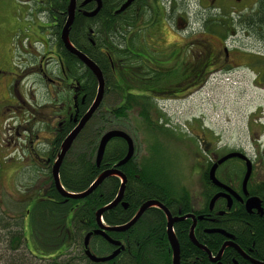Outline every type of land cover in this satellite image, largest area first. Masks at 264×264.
Returning <instances> with one entry per match:
<instances>
[{
    "label": "rangeland",
    "instance_id": "1",
    "mask_svg": "<svg viewBox=\"0 0 264 264\" xmlns=\"http://www.w3.org/2000/svg\"><path fill=\"white\" fill-rule=\"evenodd\" d=\"M170 3L175 7L174 14L169 10L165 16L158 15L153 21L144 22L138 34L142 35L141 43H146V35L157 50L168 53L173 49L174 52L163 59L149 47L133 44L131 56L142 61L149 81L138 78L133 69L126 68L124 74L129 77V86L119 87L131 94L154 89L160 92L154 98L165 119L157 123L175 132L155 134L147 123L132 118L137 129L128 130L126 134L131 137L139 159L145 156L148 162L153 155L160 156L162 162L158 165L166 171V181L174 183L175 196L182 194L185 187L190 207L194 208L202 199L199 192L203 184L202 171L206 169L209 156L207 143L212 146L209 152L214 150L217 154L234 149L253 152L254 139L259 136L262 145L257 149L260 153L264 151V40L240 27L252 15L255 0H243L241 4L222 0L210 7L204 0H171ZM166 5L169 7L168 3ZM241 11L242 16L237 19ZM215 19L223 21L224 27L216 26L212 21ZM206 20L207 28L202 27V21ZM186 21L191 30L183 34L188 28ZM47 26L29 1L0 0V102H3L0 105V209L12 219L21 220L25 209H32L48 181L47 153L61 115V98L64 91L68 92V87L50 85L38 75L39 55L45 60L56 57L54 46L43 51ZM220 40L228 50L230 66L224 68L222 60L212 59L202 79L187 76L184 61L192 59L203 64L207 62L204 55L208 53L214 57L218 52L220 56ZM161 66L164 72L158 69ZM32 67H35V74L8 87V73ZM44 68L49 78L59 76L54 62ZM17 93L20 104L16 101ZM108 95L104 96L102 106L119 102L118 97ZM170 170L171 178H168ZM24 220L29 250L34 255L47 256L30 237L26 215ZM25 245L22 244L15 254L23 260L22 264L50 263L25 257ZM8 257L2 249L0 264H10ZM63 259L65 257L59 258Z\"/></svg>",
    "mask_w": 264,
    "mask_h": 264
},
{
    "label": "trees",
    "instance_id": "2",
    "mask_svg": "<svg viewBox=\"0 0 264 264\" xmlns=\"http://www.w3.org/2000/svg\"><path fill=\"white\" fill-rule=\"evenodd\" d=\"M123 1L103 0V9L106 11L113 6L118 7ZM143 1L135 0V6L139 7V11L133 6L124 14L100 15L104 21L110 48H115L114 56L117 62L114 63H117L118 69L121 71L118 75L121 76L122 80H125L124 70L127 68L133 69L138 78L149 81L147 69L143 67L140 59L131 56V50H128L129 47L126 46L125 40L127 34L132 32L131 45L141 43L138 33H140V25L144 23L142 20V14H144ZM166 3L164 1L163 6L168 8ZM54 4L60 8L63 6L62 0H53ZM83 22L82 17L76 16L73 25L75 34L72 31L71 42L98 66L109 87L108 96L118 97L119 102L115 105H101L98 108L78 134L63 159L59 169V181L63 189L71 194H78L87 190L101 173L111 169L125 157L127 153L126 142L123 139L114 138L107 144L102 160L97 164V149L105 132L119 130L128 133V130H136L137 128L132 124V118H138L147 123L152 127L155 134L170 135L175 132L174 129H168L165 125L157 123L159 119H165V115L158 109L154 98L156 94L160 93L159 91L154 89L147 92L138 91L135 94L128 92L122 96L121 92H118L121 91L119 83L115 82L116 80L112 77L113 69L109 64L108 56L101 51H90L77 43L75 40L77 38L76 32ZM218 24L221 25V23ZM240 27L259 40H264V0L257 2L252 15ZM225 29L228 30L229 28ZM112 49L110 51H113ZM63 52L65 55L66 51L63 50ZM66 55L68 56L67 65L71 70V75L78 80L80 88H82L83 97L79 99L80 112L78 116L80 118L87 112L95 99L97 83L92 73L80 61L69 54ZM72 129L73 125L66 120L61 130L57 132L48 152L50 157L48 166L56 159L62 141ZM144 157L139 159L134 152L132 159L118 168V171L126 179L124 194L121 203L103 213L102 220L105 225L119 227L127 224L139 208L151 200L161 203L171 215H176L173 208L174 183H171L170 180L166 181L167 173L158 165L159 162H162L160 156L156 158L157 156L153 155L148 162ZM168 178H171V170ZM203 182H205L204 175ZM120 186L119 178L109 177L85 199L75 200L60 196L49 175L44 187L46 189L44 196L37 200L28 213L31 237L40 251L46 253L47 256L44 254H40L43 256L33 255L25 245V257L36 261H49V264H172L166 238V218L163 211L157 208H150L145 211L129 230L121 233H107L111 240L121 242L123 246L119 255L113 260L106 263H93L85 256L83 242L86 233L96 226L95 214L116 198ZM182 195L188 196L183 189ZM184 209L187 210V207ZM23 226L24 221L22 219L7 217L0 209V251L3 249L6 254H9L7 260L10 259V264H22L23 260L16 257L15 254L19 253L22 244L25 243ZM187 228V223L184 222L175 226L181 251V263H184L190 256L202 259L205 256L189 242ZM259 229L262 233L260 235L264 237V227L259 226ZM258 236L259 234L255 237ZM209 238L213 240L214 244L201 242L199 238L198 240L215 253L221 245L222 238L218 235ZM115 249V246L101 236L92 235L88 240V250L95 257H107ZM64 257L65 259L59 260V258ZM201 264L210 263L204 258Z\"/></svg>",
    "mask_w": 264,
    "mask_h": 264
},
{
    "label": "flooded vegetation",
    "instance_id": "3",
    "mask_svg": "<svg viewBox=\"0 0 264 264\" xmlns=\"http://www.w3.org/2000/svg\"><path fill=\"white\" fill-rule=\"evenodd\" d=\"M27 1H29L32 4L34 11H36L39 17L48 23V26L46 27L48 29L47 36L44 39L45 43L42 44L43 51L48 50L51 46L55 47L56 57L54 60H51L49 58L47 59L48 60L47 62V60L44 59V56H42L41 54L39 55L40 62L37 67L38 75L40 76L41 79L47 81L50 85H56L59 87L61 85L62 87H68V92L67 90L66 91H64V89L62 90L65 92V94H63V97L61 98V103L59 104L61 115L59 117V121L57 122L55 136H54V139H55L57 132L61 130V127L66 120H68L73 125V129H74V127L76 126V122H78V120L82 117L81 116L79 118L78 116L80 112L79 99L83 97L82 88H80V84L78 80L75 79L71 75V70L67 65L68 56L66 54H69L73 56L74 58L76 57L65 49L63 42L61 41V32L68 20V9L70 6V0H62L63 6L61 8L56 6L55 4L53 5V0H27ZM126 1L127 0H124L121 4H119L118 7L113 6V8L111 7L105 11L103 9L104 7L103 0H75L74 1L75 6H74L73 22L69 28L68 38H69V43L76 50H78L74 46V44L71 42L70 36L72 34V31L74 32L73 25H74L76 16L79 15L80 17L84 19V22L82 23V26L79 27V30H77L76 32L77 38L75 40L77 41V43L80 46L89 49L90 51H96V52L101 51L102 53L107 55L110 61L109 64L111 68L113 69L112 77L116 80L115 82L119 83L118 85H120L121 87H122V84H124L128 88L129 77L126 76V79L122 80L121 76L118 75V73H120L121 71L118 69L117 63L116 64L114 63V62H117L114 56L115 48L114 47L113 49L110 48V41H108L106 37L104 21L101 19V16H100V15L105 16V15H110V14L118 15V14L126 13L129 10V8L135 6V0H132L130 5L124 11L120 12L119 11L120 8L126 3ZM164 1L168 3L169 5L168 8H165L163 6ZM170 1L171 0H144L143 1V5H144L143 13L144 14H142V20L144 22L153 21L154 18L157 17L158 15L165 16L164 13L165 12L168 13L169 10L171 14H174L175 7L171 5ZM173 1H178V0H172V2ZM207 1L210 7L214 3L222 1V0H204V2L206 3ZM234 1L238 4L239 3L241 4L243 0H234ZM258 1L259 0H255V4H254L255 6L257 5ZM97 8L99 9L95 13ZM135 8L136 10L139 11L138 6H135ZM204 12L207 17V5L204 6ZM208 12H210V10H208ZM184 13L187 16L189 15V13L186 11H184ZM242 13L243 11H241L240 14H237L236 18L237 19L240 18L242 16ZM144 17H149V19L145 20ZM212 21L217 22L216 26H219L218 23H221L220 26L223 25V21H220L219 19L218 20L215 19ZM185 25L188 26V28L185 26L187 29L183 31V34H186L187 30H191L190 28L191 25H188L187 21ZM207 26H208L207 20L205 22L202 21V27L207 28ZM225 28H229V27L225 26ZM35 29L36 27H34V33H35ZM132 36L133 34L132 32H130L127 34L126 39H125L126 46L129 47L128 50H130L132 46L131 45ZM140 37H141L140 38V41H141L142 35ZM145 37H146V43L144 41L142 43L139 42V45L141 44L142 46L144 45L143 47L145 46L149 47L153 52L157 53L159 56L161 57L163 56V59L165 58L164 56H168V54H170L171 52H174L173 49H170L168 53L164 52L163 49L157 50L154 45H151L149 43L150 41H148L146 35ZM220 44L223 46V47L221 46L220 56H218V52L213 55L214 57H212V55L208 53L209 56L208 54L204 55L205 56L204 58L205 60H207V62L203 64L201 63L198 64V62H195V60H192V59L184 61V66L186 69L185 74H187V76L189 77L192 76L197 79L198 78L202 79V77L207 75L206 69L207 67H209L210 60L212 59L214 61L222 60L224 68L230 66L228 50L226 47H224L223 42L221 40H220ZM17 46L18 47L16 48L19 49V45ZM111 49L113 51H110ZM63 50L66 51L65 55H64ZM52 62H54V64H56V66L58 67L59 76L58 77L54 76L56 77V79H52L51 77L49 78L45 73L44 65L47 66V64H51ZM158 69L164 72L163 66H161V69L160 68ZM35 73H36L35 67L23 69L22 71H19V73H8V75H10V78H9L10 82H9L8 87L13 83H19L20 79H22L23 77L29 74H35ZM103 80H104V77H103ZM96 83H97V80H96ZM69 88H70V91H69ZM109 91H110L109 87L106 84V81L104 80L103 98L104 96L106 97L108 95ZM118 92H122V96L126 94L125 91H123L122 89L121 91H118ZM96 93H97V90H96ZM19 95L20 94L17 93V96H15L18 104H20L18 101ZM2 103L3 102H0V105ZM260 140L261 139L259 138V136H256V138L254 139V141H256V145L254 147L253 152H248V151H245L244 149H234V150L226 151L223 154H217L214 152V150L209 152V147H212V146L211 144L207 143V151L209 153L210 158L209 156L207 157L208 159H207L206 169L202 171V179H203V175L205 176V182H203L202 190L201 192H199L202 199L200 200L199 204L194 205V208H191L189 195L184 196L181 194L179 196H174L173 197V208L176 211V215L175 216L171 215V216L173 218L185 217V219L173 224V232H174L176 240H177V237H176V232H175V226L182 222L187 223V227H188L187 228V238L189 242L194 247H196L189 238L190 231L193 227L194 239L199 245L205 247L210 252L211 257H209L207 253L199 249L203 253V255H205L203 259L190 256L184 261V263H181V251H180V245L178 243L180 264H201L203 263L204 258L210 264H264V248H262L264 247V237L260 235L262 233L259 229V226L264 227V156H263L264 151L260 153V151L257 149V148H260V146L262 145ZM233 153L241 154L245 159L235 156V157L227 158L223 160L221 163H219L222 159H224L225 157ZM47 155L49 157L48 153ZM48 163H50V157L48 160H46V167L49 169L48 172L50 175L51 165L48 166L47 165ZM215 165H216V168L214 172V177L217 180L218 184L214 183L212 179L210 178V171L212 167ZM171 183L173 182L171 181ZM45 190H46L45 188L42 190V194L40 192L41 195H39L38 196L39 198H37L36 200H39L40 198L44 196ZM183 191L187 192L185 187H183ZM184 207H187V210H185ZM27 209L28 208L25 209V214L23 215L22 219L23 221H25L24 220L25 215L27 216L30 237H31V227H30V222L28 218V213L31 209L30 210H27ZM102 224L105 227H109L104 224L103 220H102ZM96 229H97V224L94 229L86 233V236L89 233L94 232ZM258 234L259 236L256 238L255 236H257ZM217 235L222 238V241H221V245L219 249L215 253H213L209 250V248L206 245H204V243H201V242L214 244L213 240L209 237L217 236ZM97 236H100V235H97ZM166 238H167V235H166ZM198 238L199 240L201 239L200 240L201 242L198 240ZM253 238L255 239L250 240ZM84 242H85V238H84ZM114 242H118V241H114ZM27 243L28 242L25 239L26 248L32 254V252L29 250V245ZM118 243H119V246L113 245L111 243L110 244L115 246L116 247L115 251L119 250V253H120V251L123 249V246L121 242H118ZM167 244H168V247H169L168 249L170 251L171 259H172V250L169 245L168 239H167ZM230 244L232 246H230ZM224 245H226V247L222 251V253H220ZM83 248H84V243H83ZM83 250L85 253V249ZM119 253L117 254V256L119 255ZM217 257L218 259L216 261L214 262L211 261V259H216Z\"/></svg>",
    "mask_w": 264,
    "mask_h": 264
},
{
    "label": "water",
    "instance_id": "4",
    "mask_svg": "<svg viewBox=\"0 0 264 264\" xmlns=\"http://www.w3.org/2000/svg\"><path fill=\"white\" fill-rule=\"evenodd\" d=\"M74 1L75 0H70V6L68 9V20H67V22H66V24H65V26L61 32V41L63 42L65 49L69 53L74 55L85 66V68H87L92 73V75L97 80L98 86H97V93H96V96H95V99H94L92 105L89 107L87 112L78 120V122H76V126L74 127V129L62 141V143L60 145L59 153L57 154L56 159L51 164L50 176L52 179L53 186L60 196H62L64 198H71V199L79 200V199H84L85 197L90 195L106 178L117 177L120 179L121 186H120V189H119V192H118L116 198L110 204L104 206L103 208H101L100 210H98L96 212L95 220H96V224H97V229L94 232L89 233L85 237V242H84L85 255L91 262H93V263H106V262L113 260L117 256V254L119 253V250H117V251L113 252L110 256L104 257V258H98V257L91 255V253L88 251L87 248H88V240L92 235H100L103 238H105L109 243L116 245V246H119V243L112 241L106 235V233L107 232H118V233L125 232L139 220V218L144 214L145 211H147L150 208H157V209H160L161 211H163V213L166 217V235H167V239H168L169 245H170L171 250H172V264H180L179 246H178V243L176 241V238H175V235L173 232V224L185 219V217L173 218L171 216L170 212L168 211V209L164 205H162L161 203L154 201V200L145 202L139 208V210L136 212L134 217L125 225H122L119 227H105L102 224L101 218H102L103 213L106 212L107 210L117 206L122 200L124 185H125L126 179L118 171V168L125 165L126 163H128L134 155L133 141L128 134H126L123 131H119V130H109L102 135V137L99 141L98 149H97V164H99L101 162L107 144L114 138H120L126 142L127 153H126L125 157L119 163H117L114 167H112L111 169H108L107 171L101 173L95 179V181L87 188V190H85L82 193L71 194V193L66 192L60 184L59 169H60V166L63 162V159L65 158L67 152L71 148V146H72L73 142L75 141L76 137L78 136V134L82 131V129L85 127V125L89 122V120L91 119L93 114L98 110V108L102 102V99H103V91H104L103 75H102L100 69L98 68V66L94 62H92L89 58H87L83 53L76 50L69 43L68 34H69V28L73 22V14H74V6H75ZM131 1L132 0H127L126 3L120 8L119 11L120 12L124 11L130 5ZM98 9L99 8H97L95 13L98 11ZM235 156H238V157L245 159L241 154L233 153V154L225 157L224 159H222L219 163H221L223 160H225L227 158L235 157ZM215 168H216V165L213 166L211 171H210V178L212 179V181L214 183L218 184L217 180L214 177ZM189 238H190L191 242L198 249L204 251L205 253L208 254L209 257H211L210 252L205 247L199 245L196 242V240L194 239L193 227L190 231ZM230 246H232V245L230 244ZM225 247H226V245H224L222 247L220 253H222V251L225 249ZM218 257L216 259H211V261H213V262L216 261L218 259Z\"/></svg>",
    "mask_w": 264,
    "mask_h": 264
},
{
    "label": "bare ground",
    "instance_id": "5",
    "mask_svg": "<svg viewBox=\"0 0 264 264\" xmlns=\"http://www.w3.org/2000/svg\"><path fill=\"white\" fill-rule=\"evenodd\" d=\"M84 192V191H83ZM70 193V192H69ZM124 194V193H123ZM85 199V198H84ZM116 207V206H115ZM112 209V208H111ZM108 211V210H107ZM177 241V240H176ZM84 243V242H83ZM178 243V242H177ZM121 247V246H120ZM180 256V255H179Z\"/></svg>",
    "mask_w": 264,
    "mask_h": 264
}]
</instances>
